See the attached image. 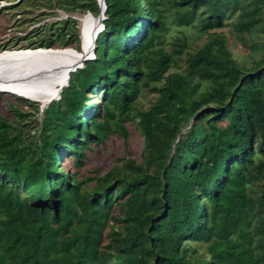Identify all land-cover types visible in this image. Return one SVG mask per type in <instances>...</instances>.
I'll return each mask as SVG.
<instances>
[{"label": "trees", "instance_id": "obj_1", "mask_svg": "<svg viewBox=\"0 0 264 264\" xmlns=\"http://www.w3.org/2000/svg\"><path fill=\"white\" fill-rule=\"evenodd\" d=\"M104 3L94 56L42 109L38 139L17 106V125L0 113V264H264V54L248 68L231 50L264 26V0H168L209 38L184 67L185 41L156 50L164 0ZM57 6L101 12L97 0ZM233 18L234 43L210 32ZM63 22L21 49H75L76 22ZM150 91L156 100L140 109ZM135 124L141 162L126 149L114 177L87 176L96 149L114 135L129 146Z\"/></svg>", "mask_w": 264, "mask_h": 264}, {"label": "rangeland", "instance_id": "obj_2", "mask_svg": "<svg viewBox=\"0 0 264 264\" xmlns=\"http://www.w3.org/2000/svg\"><path fill=\"white\" fill-rule=\"evenodd\" d=\"M82 2H85V0H82ZM86 2H89V0H86ZM164 2L167 17V28L161 34V41H157L156 50L163 48L166 52L171 54L179 43L185 41L187 43V50L180 58L175 57L178 61L179 67H184L186 65L188 52H194L195 49L201 47L205 42H207L209 39L208 34L201 32V27L198 23H195L193 26L181 25L178 21L176 11L170 8L168 0H164ZM11 5H16V7L12 8ZM4 6L11 7L4 9L0 14V49L8 48L9 51L6 52L34 50L21 48L27 47V45H29L32 41L37 42L48 38L52 31L58 34L61 31V28L65 26L63 21L72 19L76 22V30L79 31L80 35V43L76 46V48L81 50V37H83L82 19L86 15H90L88 11H85L84 9L75 12L62 10L57 6V0H22L20 3L19 0H0V10ZM251 6L248 7L251 9ZM260 14H263L264 16V9ZM237 23L238 21L236 18H233L228 21L225 28L210 32H212V34L215 32L219 34L221 33V35L228 37L230 41L234 43V41L238 40L235 29ZM52 27L54 29H52ZM38 31L40 34L32 39H29V37L32 36L31 33H37ZM25 36H27V39H24ZM254 47L256 50H254ZM231 48L235 60L241 66L252 68L255 60H259L264 54V26H259L251 33L245 34L244 42L239 41L237 46L233 45ZM62 49L65 48L58 50ZM0 53L4 52L2 51ZM152 56L155 57L154 55ZM90 58H93V53L90 55ZM79 68H82V65L79 64ZM176 70L177 69L174 68L172 71ZM157 96L158 95L154 92H146V94L140 98L138 107L144 110L147 109L156 100ZM58 98L59 95L56 96L54 100H58ZM94 101L97 103L101 102L100 98H96ZM36 103L40 108L39 112H36L33 107H29L25 103H22L16 98V96H14V94H4V96L0 95V113L2 116L17 125L19 124L18 119H20L14 112L17 106L23 114L27 115V117L22 121L23 124L19 125L25 129L28 137L38 139L40 135L39 128L43 118L42 109L47 107L48 104L43 106L38 102ZM134 127H136L137 130L134 134V138L131 139L129 146H126L117 135H114L108 139L105 145L96 149L95 153L90 157L89 164H87V176L94 177L97 175L104 177L108 174L110 175L111 173L114 177L116 170L123 169V166L130 158L125 155L126 149L133 152L132 158L141 162L140 155L143 151L144 144L137 125L135 124ZM135 139H138L140 143L139 148H137L138 141ZM63 166L66 172L72 170L73 168L71 163L66 161L63 162ZM98 170H100L99 174Z\"/></svg>", "mask_w": 264, "mask_h": 264}, {"label": "bare ground", "instance_id": "obj_3", "mask_svg": "<svg viewBox=\"0 0 264 264\" xmlns=\"http://www.w3.org/2000/svg\"><path fill=\"white\" fill-rule=\"evenodd\" d=\"M98 17L90 13L82 19L81 50L36 49L0 53V92L25 97L43 106L51 103L67 84L70 72L79 64L83 65L93 53L101 32Z\"/></svg>", "mask_w": 264, "mask_h": 264}, {"label": "water", "instance_id": "obj_4", "mask_svg": "<svg viewBox=\"0 0 264 264\" xmlns=\"http://www.w3.org/2000/svg\"><path fill=\"white\" fill-rule=\"evenodd\" d=\"M98 1V3H99V5H100V8H101V12H100V15H99V20H100V26H99V28H102V27H104L103 26V20H104V18H105V12H106V6H105V3H104V0H97ZM96 47V46H95ZM95 50H96V48L93 50V53L95 52ZM79 68V66L78 67H76L75 69H74V71H76L77 69ZM74 71H72V72H74ZM71 72V73H72ZM69 77L70 76H68V80H69ZM68 83V82H67ZM65 86H63L62 88H61V90H60V92L62 91V89L64 88ZM24 99H26V100H30V99H28V98H25V97H23Z\"/></svg>", "mask_w": 264, "mask_h": 264}, {"label": "clouds", "instance_id": "obj_5", "mask_svg": "<svg viewBox=\"0 0 264 264\" xmlns=\"http://www.w3.org/2000/svg\"><path fill=\"white\" fill-rule=\"evenodd\" d=\"M102 29H103V27H102ZM102 29H100L101 31H102ZM93 56H94V53H93ZM92 58H89V60H91ZM2 92V91H1ZM2 93H5V92H2ZM29 101H31V100H29ZM34 102H36V101H34Z\"/></svg>", "mask_w": 264, "mask_h": 264}, {"label": "built area", "instance_id": "obj_6", "mask_svg": "<svg viewBox=\"0 0 264 264\" xmlns=\"http://www.w3.org/2000/svg\"><path fill=\"white\" fill-rule=\"evenodd\" d=\"M3 52H6V51H3Z\"/></svg>", "mask_w": 264, "mask_h": 264}]
</instances>
